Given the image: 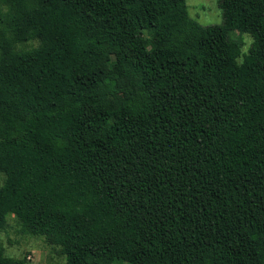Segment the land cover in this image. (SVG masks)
Instances as JSON below:
<instances>
[{"label":"trees","instance_id":"obj_1","mask_svg":"<svg viewBox=\"0 0 264 264\" xmlns=\"http://www.w3.org/2000/svg\"><path fill=\"white\" fill-rule=\"evenodd\" d=\"M219 2L0 0V233L41 264H264V0Z\"/></svg>","mask_w":264,"mask_h":264},{"label":"rangeland","instance_id":"obj_2","mask_svg":"<svg viewBox=\"0 0 264 264\" xmlns=\"http://www.w3.org/2000/svg\"><path fill=\"white\" fill-rule=\"evenodd\" d=\"M189 15L204 26L221 25L224 21L223 10L219 0H186ZM7 13V8L0 4V26ZM230 37L242 44V54L249 53L253 45V36L247 32L232 30ZM37 41L20 44L22 47L36 46ZM243 59L241 56L240 60ZM5 176L0 173V186L4 183ZM5 253L10 257H28L30 264H41L47 261H62L65 258L58 254V247L48 244L45 236H30L22 231L19 218L10 213L7 216L5 229L0 233ZM120 264H131L122 262Z\"/></svg>","mask_w":264,"mask_h":264}]
</instances>
